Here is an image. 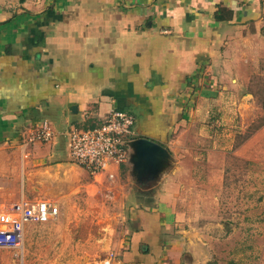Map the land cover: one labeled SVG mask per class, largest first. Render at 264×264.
I'll use <instances>...</instances> for the list:
<instances>
[{"label": "crops", "instance_id": "1", "mask_svg": "<svg viewBox=\"0 0 264 264\" xmlns=\"http://www.w3.org/2000/svg\"><path fill=\"white\" fill-rule=\"evenodd\" d=\"M255 39L264 41V0H0V143L35 144L25 151L31 167L24 165L19 200L54 201L59 213L50 220L98 216L110 234L130 240L127 255L145 246L157 259L173 224L164 207L180 205L191 189L177 176L200 184L170 145L191 122L192 88L207 81L212 62L226 61L229 45ZM196 100L200 125L205 103ZM113 109L135 115V136L124 164L92 174L71 158L68 133ZM44 122L55 132L49 141L36 136ZM142 138L165 153L154 161L138 153ZM202 176V204L217 205L209 186L214 177L216 189V172ZM202 251L209 258L205 242Z\"/></svg>", "mask_w": 264, "mask_h": 264}, {"label": "rangeland", "instance_id": "2", "mask_svg": "<svg viewBox=\"0 0 264 264\" xmlns=\"http://www.w3.org/2000/svg\"><path fill=\"white\" fill-rule=\"evenodd\" d=\"M225 50L226 61L212 62L207 81L202 79L192 88L191 122L172 133L170 145L179 157L175 160L187 171L196 169L195 177L201 178L195 184L189 183L188 175L177 176L182 189H191L180 205L164 207L173 224L160 243L162 255L155 259L145 246L127 255L130 240L124 241L122 232L110 234L105 228L111 223L95 216L32 225L25 252L0 248V264H104L107 260L111 264H263L264 255L257 247L264 249V41H240ZM215 68L217 78L212 77ZM199 97L200 104L205 103L200 125L193 122ZM96 121L81 123L79 128H91ZM23 144L0 143V203L5 205L20 201L24 165L31 167L25 151L34 150L35 144L26 150ZM204 168L212 176L216 172V189L214 177L209 186L217 194V205L202 204ZM32 179L38 184L39 174ZM178 193L179 184L174 190ZM202 242L209 258L202 255Z\"/></svg>", "mask_w": 264, "mask_h": 264}, {"label": "built area", "instance_id": "3", "mask_svg": "<svg viewBox=\"0 0 264 264\" xmlns=\"http://www.w3.org/2000/svg\"><path fill=\"white\" fill-rule=\"evenodd\" d=\"M133 113L113 109L95 126H75L68 133L71 158L92 174H100L112 165L121 166L128 157V142L135 136ZM55 135L48 122L38 129L37 138L49 141ZM113 177V173L110 174ZM59 213L58 205L49 199L22 200L10 205L0 204V248L22 251L28 224L44 223ZM104 264H111L110 260Z\"/></svg>", "mask_w": 264, "mask_h": 264}, {"label": "water", "instance_id": "4", "mask_svg": "<svg viewBox=\"0 0 264 264\" xmlns=\"http://www.w3.org/2000/svg\"><path fill=\"white\" fill-rule=\"evenodd\" d=\"M132 141V140H131ZM131 141H129L127 144L128 146L130 145ZM136 147H137V152L142 153L146 152L151 155V160L154 161V155L156 154H163L165 153V150L161 148L160 145L156 144L155 142L142 138L136 141Z\"/></svg>", "mask_w": 264, "mask_h": 264}]
</instances>
